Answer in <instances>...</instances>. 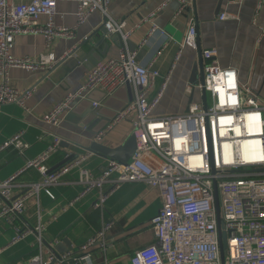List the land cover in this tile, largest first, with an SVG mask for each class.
<instances>
[{"label": "built area", "instance_id": "2783aa9c", "mask_svg": "<svg viewBox=\"0 0 264 264\" xmlns=\"http://www.w3.org/2000/svg\"><path fill=\"white\" fill-rule=\"evenodd\" d=\"M63 1L75 3L77 25L84 23L92 13L100 12L105 38L118 39L120 49L117 57L97 62L82 88L55 105L42 122L58 128L64 116L91 93L97 91L104 98H110L127 85L130 87L132 101L115 113L112 124L96 134L94 142L100 143L115 125L133 118L134 154L125 164L108 161L98 176L83 169L78 180L84 193L95 189L101 192L95 209H102L105 204L102 189L106 184L114 185L115 189L122 183L141 182L159 191L161 207L151 220L154 243L137 249L130 264H222L218 220L226 235L224 264H264V100L249 86L239 84L234 68L220 67L215 50L202 51L204 85L186 88L188 94L197 89L200 101L191 103L181 115L155 119L151 112L162 98L169 76L163 78L154 68L159 52L143 65L136 53L129 51L127 42L137 26L127 29L125 22L113 19L108 13L111 0H0V75L3 78L0 115L2 107L8 105L29 113L26 102L30 91L14 89L8 83L12 68L34 71L44 65L53 68L57 63L52 55L38 60L14 57L11 54L14 38L42 35L50 43L73 36L74 29L56 26L54 22L57 4ZM176 1L181 12L184 0ZM154 15L155 12L151 13L144 21ZM41 17L46 18L44 24L39 22ZM236 18L228 12L218 15L220 21ZM183 47L195 50L198 47L193 20L183 38ZM158 79L163 80L161 88L150 98ZM99 105V102L92 104ZM24 134V131L17 133L4 148L11 146L24 154L29 147L23 141ZM254 141L259 145L258 158L243 159L241 147ZM61 143V138L53 136L46 150L27 164L26 168H35L41 179L24 186L20 197L12 198V193L21 172L0 181V219L5 218L12 224L15 217L25 212L29 198L42 190L50 194V188L58 186L66 173L86 160L85 156L79 157L49 174L45 163L58 153ZM111 224L82 245L77 254L64 255L58 264H92L89 249L96 244L103 245ZM19 235L16 232L14 241L20 239ZM53 260L54 256L46 260L36 255L30 264H50Z\"/></svg>", "mask_w": 264, "mask_h": 264}, {"label": "crops", "instance_id": "0c3cea01", "mask_svg": "<svg viewBox=\"0 0 264 264\" xmlns=\"http://www.w3.org/2000/svg\"><path fill=\"white\" fill-rule=\"evenodd\" d=\"M219 1L184 0V8L179 12L180 4L176 0H111L109 15L125 22L127 29L137 26L127 42L129 51L136 53L143 65L159 52L154 68L163 78L169 76L162 98L151 112L153 118L181 115L190 105L191 94L186 88L198 61V50L181 48V44L191 20L197 30V46L201 51L215 50L220 67L234 68L239 84L249 86L264 100V0H223L219 13H216ZM75 10L74 2H59L54 17L56 26L74 29L70 38H58L50 43L42 35L14 38L11 48L14 57L38 60L52 55L57 63L53 68L44 65L34 71L25 68L9 71L8 83L12 88L30 91L26 102L29 113L15 105L1 109L0 181L21 172L16 178L12 198L20 197L24 186L39 182L40 173L26 166L46 150L53 136L61 138L62 143L58 153L45 163L48 171L71 153L85 156L86 160L66 173L58 186L50 188V194L42 190L29 198L25 212L15 217L12 224L5 218L0 219V264H30L36 255L47 260L53 256L42 242L55 245L64 238L72 243L71 254H77L82 245L109 223L112 224L103 245L96 244L89 249L92 264H130L137 249L154 243L151 220L162 202L158 190L141 182L122 183L115 189L114 185L106 184L102 189L105 204L102 209H95L94 204L99 201L101 192L95 189L84 193V187L78 184L81 170L98 176L108 161L87 154L72 144L87 147L94 142L96 134L112 124L115 113L130 103L126 88L110 98H104L97 91L91 93L64 116L58 128L42 122L55 105L82 88L97 62L119 54L118 39L99 42L102 36L98 31L102 28L103 15L94 12L84 23L77 25ZM153 12L154 17L144 21ZM223 12L237 18L220 21L218 15ZM39 22L44 24L46 18L41 17ZM93 47L94 51L91 50ZM72 51H76L75 54L64 61ZM2 80L0 75V82ZM162 83V79L156 81L150 98L159 92ZM194 92L192 103H198L200 93L197 89ZM97 102L99 107L92 106ZM132 121L130 118L115 125L100 143L110 148L123 144L131 135ZM22 131L25 132L23 141L29 145L24 154H19L11 146L4 148ZM39 136L44 137L37 140ZM62 144L71 146L65 149ZM16 232L20 234L18 241H14Z\"/></svg>", "mask_w": 264, "mask_h": 264}, {"label": "water", "instance_id": "95a60500", "mask_svg": "<svg viewBox=\"0 0 264 264\" xmlns=\"http://www.w3.org/2000/svg\"><path fill=\"white\" fill-rule=\"evenodd\" d=\"M222 1L223 0L219 1L218 7L216 9V13H219ZM98 33L102 36V38H100L99 42L100 43L104 42L106 40L105 29L101 28L98 31ZM91 50L94 51V47ZM197 50H198V61L194 65L190 79H189V84L191 86L193 85V87L196 86L198 83L201 86L204 85V70H203L204 69V61L202 58V51H201V48L199 46L197 47ZM75 52L76 51L70 52V54L64 59V61L69 59L70 57H72L75 54ZM125 88L128 91L129 102H131L132 101L131 89L128 85ZM194 93L195 92L193 91L191 93V95L189 96V103L190 104L193 101ZM201 93H202V97H203V104H204V106H206L204 89L201 90ZM62 145L64 146L65 149H68L69 146H71L70 144H62ZM72 145L78 149H81L83 152H85L87 154H92V155H95V156L102 158L104 160L115 161V162L120 163V164H125L126 162H128L136 150V140H135L133 135H130L123 144H121L115 148H110L108 146H105L101 143H96V142H91L89 144V146H87V147H83V146H80L77 144H72ZM78 159H79V155L74 154V153L68 154V155H66V158H64L55 168H53V170H49L48 173L50 174L54 170H60L64 167L74 163ZM214 193L216 195V187H214ZM95 204H94V207H95ZM216 211L218 214V207L217 206H216ZM76 222H74L73 224H75ZM218 224H219L220 257H221L222 264H224L223 261H224V254H225V249H226V235L222 231L223 226H222V223L220 222V220H218ZM69 228L70 227H68L63 232H61L60 235H63ZM56 241H57V239H56ZM42 246L44 248H46L54 256V260L50 264L60 263L61 259L64 255L71 254V252L73 251L72 243L68 238H64L61 243L56 242L55 245H53V243L42 242Z\"/></svg>", "mask_w": 264, "mask_h": 264}, {"label": "bare ground", "instance_id": "6f19581e", "mask_svg": "<svg viewBox=\"0 0 264 264\" xmlns=\"http://www.w3.org/2000/svg\"><path fill=\"white\" fill-rule=\"evenodd\" d=\"M240 154L243 159H256L259 156L258 142L246 143L241 147Z\"/></svg>", "mask_w": 264, "mask_h": 264}, {"label": "rangeland", "instance_id": "374dc122", "mask_svg": "<svg viewBox=\"0 0 264 264\" xmlns=\"http://www.w3.org/2000/svg\"><path fill=\"white\" fill-rule=\"evenodd\" d=\"M197 97L195 96V99H196Z\"/></svg>", "mask_w": 264, "mask_h": 264}]
</instances>
